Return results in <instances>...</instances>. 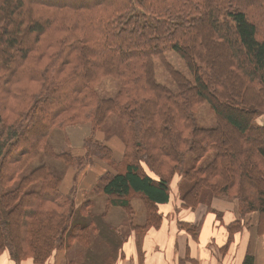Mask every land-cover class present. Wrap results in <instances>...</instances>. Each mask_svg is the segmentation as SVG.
Here are the masks:
<instances>
[{
    "label": "trees",
    "instance_id": "trees-1",
    "mask_svg": "<svg viewBox=\"0 0 264 264\" xmlns=\"http://www.w3.org/2000/svg\"><path fill=\"white\" fill-rule=\"evenodd\" d=\"M172 49L192 79L167 61ZM154 58L177 91L156 80ZM109 75L120 88L103 97L97 86ZM205 102L215 127L196 121ZM111 113L123 126L120 159L93 136ZM263 116L264 0H0V255L16 264L46 262L69 229L90 242L82 217L70 226L75 197L61 192L59 175L35 165L42 154L85 171L104 162L91 190L132 216L130 196L139 195L144 230L160 227V204L169 202L171 178L180 172L194 182L183 207L196 208L211 188L238 198L242 214L260 213L264 234ZM82 123L92 129L84 155L65 143L52 146L54 128ZM210 152L207 166L184 169L189 155L197 163ZM239 222L229 225V238ZM181 226L198 237L200 224Z\"/></svg>",
    "mask_w": 264,
    "mask_h": 264
},
{
    "label": "rangeland",
    "instance_id": "rangeland-1",
    "mask_svg": "<svg viewBox=\"0 0 264 264\" xmlns=\"http://www.w3.org/2000/svg\"><path fill=\"white\" fill-rule=\"evenodd\" d=\"M165 57L167 61L171 63L175 68L179 69L181 72L186 74L188 78L192 79V75L186 65V62L175 50L172 49L166 51ZM154 71L155 78L158 82L168 86L173 91L178 90V85L176 84L175 80L171 76L170 71L166 68L164 62L160 58H154ZM119 88L120 80L111 75L104 77L97 86L99 93L103 97L115 96ZM195 117L198 125L201 127L212 128L216 126V115L208 102L203 103L198 108V111L195 112ZM258 121L263 124L264 116L259 118ZM91 132L92 129L90 123L69 125L65 128H54L49 134V139L52 146L56 150H58L63 145V143H65L68 147L72 148V152H75L78 155H84L85 152L84 150H82L84 148L83 143L85 141V138L90 136ZM93 136L95 139L104 141L112 148H114L113 156L115 159H120L122 157L123 151L125 149L124 134L122 121L117 115L113 113L109 114L103 126L98 129ZM67 138H69L70 144ZM213 156L214 153L210 152L205 157L200 159L197 163H195L193 156L189 155L186 158L185 163L183 164L184 169L187 170L193 166L205 167L212 161ZM35 160V165L41 163L45 164L51 171L59 175L61 178V192L71 195L75 197V200H77L75 202L74 212L70 217V226L74 225L76 222H79V219L81 217L83 218L81 223H89V234L87 236L88 239H90V242L88 244H84L82 241L80 242L78 238H74L71 235L69 236V229L66 233H63L65 235L62 240H56V243L58 245L52 253L51 257L46 262H48L49 260L51 261L53 256L57 252L66 254L67 256L69 255L70 258H74L75 261L82 259V256H84L86 253L87 255L89 254L88 252L91 248L98 246H95L93 244L94 242H92L95 236H97L98 234H103L104 232H108V234L103 235L106 246L109 244V246L112 248L113 253H116V251L119 252L121 238L129 232L128 225H131V223L134 221L135 214H133V216L130 215V213H128V211L124 208L127 212V218H123L116 226H114V224L108 223L109 220H115L112 218V208H114L113 206L117 205L118 207H120V205L108 204V195L103 192H96L94 190H91L90 188L91 184L97 178L99 173L107 169V165L104 162L98 161L94 164L89 165L85 171V169H83L84 167L81 168L83 170H80L79 168L70 166V164L66 163L62 158L50 157L44 154L38 156V158H36ZM148 172L150 171L148 170ZM150 173L155 176L152 172ZM216 179L220 180L218 176H216ZM193 184L194 182L184 179L180 172H176L171 178L170 191L171 193L177 192L178 200L179 202H181V196L186 193L191 188V186H193ZM98 193L103 195L99 197ZM91 194H94V197L96 195L98 197H95L94 200L90 197ZM225 199L234 200L236 202V209L239 218L244 217V219H246L247 221H254L256 223L257 233L264 236V234H261L259 232L260 229L258 227L261 219V214L257 211L242 214L239 202L237 200L238 198L234 199L223 197L213 192L211 188H204L201 195L200 206L202 208L204 205L209 206L214 204V202H216L217 204V202ZM130 202L131 207H133L132 209L134 213L137 206L138 208H144L146 213V220L147 207L143 199H141L139 195L133 194L130 196ZM121 208L123 207L121 206ZM196 208L192 210H195ZM250 213H254V215ZM143 226H133V229L136 231L138 237L142 236L145 231ZM60 243L62 244V246L60 245ZM79 261L81 262L80 264H84L83 261ZM46 262L40 263L44 264Z\"/></svg>",
    "mask_w": 264,
    "mask_h": 264
},
{
    "label": "crops",
    "instance_id": "crops-1",
    "mask_svg": "<svg viewBox=\"0 0 264 264\" xmlns=\"http://www.w3.org/2000/svg\"><path fill=\"white\" fill-rule=\"evenodd\" d=\"M177 194L172 192L169 202L160 204L163 215L160 227H151L138 237L133 226H143L146 213L143 207L134 206V221L128 225L129 232L121 238L119 252L113 253L109 244L106 246L103 235L108 232H104L92 241L98 246L91 248L89 254L79 260L84 264H244L249 256L252 264H264V236L257 233L254 221L239 218L234 200L225 199L202 208L199 203L192 210L180 204ZM102 195L99 194V197ZM90 197L94 199L98 196L91 194ZM113 207L112 218L115 220L108 223L116 226L127 218V212L121 206ZM181 221L200 224L198 237L184 229ZM236 221H240V228L229 238V225ZM79 260L57 252L51 261L44 264H80ZM0 264L16 263L5 252L0 255ZM20 264L41 263L26 258Z\"/></svg>",
    "mask_w": 264,
    "mask_h": 264
}]
</instances>
